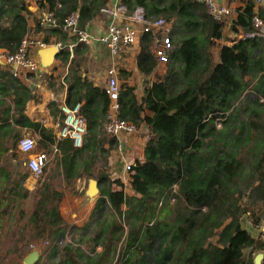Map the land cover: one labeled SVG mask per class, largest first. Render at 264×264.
I'll return each mask as SVG.
<instances>
[{"label": "trees", "instance_id": "16d2710c", "mask_svg": "<svg viewBox=\"0 0 264 264\" xmlns=\"http://www.w3.org/2000/svg\"><path fill=\"white\" fill-rule=\"evenodd\" d=\"M109 2L0 0V48L15 52L32 31L31 15L37 19L32 4L54 12L59 23L79 12L81 26L87 27ZM124 3L130 9L144 5L149 15L171 21L174 43L165 73L147 83L143 95L130 82L132 71L120 69L119 115L137 125L145 123L150 131L143 159L132 165L134 194L109 171L111 153L118 147V138L105 129L110 98L102 85L84 75L89 47L80 45L73 55L61 49L57 58L69 67L66 102L82 103L88 133L77 147L72 138L59 139L52 129L29 120L42 134L39 147L49 146L59 156L54 167L37 177L34 190L22 188L18 202L21 192L14 183L21 179L16 175L22 180L31 175L18 142L34 94L0 64V128L6 136L0 164L22 166V173H11L16 201L11 197L6 207L19 210L22 233L10 238L13 251L0 252V264H25L34 247L42 249L34 264H256L264 240L253 237L242 218L248 215L254 225L264 220V102L241 104L240 98L249 88L264 94V37L238 36L260 30L252 21L257 0H244L237 15L224 21L213 18L201 0ZM259 9L264 18V6ZM226 28L234 36L225 34ZM45 32L46 41L51 34L67 38L58 27ZM152 39L151 33L142 35L136 57L146 78L159 64ZM221 39L234 43L220 44ZM59 105L50 102L55 113ZM218 117L222 128L216 125ZM55 143L58 151L51 146ZM81 179H96L99 197L90 216L72 225L61 204L66 189H75ZM67 229L89 230L90 235L72 236L63 244L58 233Z\"/></svg>", "mask_w": 264, "mask_h": 264}, {"label": "built area", "instance_id": "2783aa9c", "mask_svg": "<svg viewBox=\"0 0 264 264\" xmlns=\"http://www.w3.org/2000/svg\"><path fill=\"white\" fill-rule=\"evenodd\" d=\"M32 1L27 0L29 3ZM201 1L206 4L208 13L218 21H224L233 15V9L220 0ZM261 5H263L262 0H257L255 7L256 13L252 19L253 25L260 27V30L253 33L242 32L239 34L238 39L250 35L264 37V18L259 14ZM101 15L108 18V24L103 33L97 34L90 31L89 25L87 27L81 26L79 12L71 13L65 18L63 23H59L54 12L41 9L37 16V27L42 32L58 27L67 34V38L65 40L46 41L43 34L39 35L37 34L38 32L32 30L22 40V43L15 52H10L6 48H0V64L4 65L15 77L23 79L28 74H40L38 57L34 53L37 47H48L55 44L59 50L68 48L73 55L76 48L80 45H89L93 42L103 44L111 54L110 65L107 69L108 79L104 87L110 98L109 119L105 129L109 135L121 140L117 147V158L123 163L127 171V176L130 174L131 179L132 165L139 157L138 155L127 152V140L121 139V136L124 134L129 138L134 134L141 133L143 141L146 143L150 136V131L145 123L137 125L121 118L119 115V95L121 90L119 76L120 60L125 59L129 53L138 55L142 35L151 33L153 35L152 50L158 63L166 64L170 60V53L174 48L171 36L172 22L162 16L149 15L144 5H138L130 9L124 3V0H110L102 8ZM219 41L225 44L234 43L227 42L223 39ZM143 85H147V82H144ZM243 96L249 101L257 100L264 102L263 95L258 92L249 91V89L243 93ZM66 97L64 96L60 103V108L65 117L59 127L58 138L70 137L73 139L75 146L79 147L82 146L85 136L88 133L87 122L81 114L82 103L78 102L75 105H70L66 102ZM215 122L217 127H220L222 118H216ZM18 147L20 151L26 154L27 166L30 173L36 177L42 175L48 166L49 158L44 150H37L38 143L36 138L29 133L24 134L19 139ZM55 150L58 151V148H55ZM175 189H177V185H175ZM258 228L264 234V220L261 221Z\"/></svg>", "mask_w": 264, "mask_h": 264}, {"label": "crops", "instance_id": "0c3cea01", "mask_svg": "<svg viewBox=\"0 0 264 264\" xmlns=\"http://www.w3.org/2000/svg\"><path fill=\"white\" fill-rule=\"evenodd\" d=\"M223 3L228 4L233 9V15L231 17L234 18L237 15L238 8L244 6V0H220ZM30 8L33 12L36 13L38 16L39 10L37 5H30ZM230 19V20H231ZM37 19L35 15H31V28L33 31L38 32L37 34L44 36L48 35L46 32H42L36 25ZM108 24V18L105 16H97L94 18L88 25L90 31L94 33H103ZM231 32V36H234V33L226 28L224 31L225 34L227 32ZM51 40H60L56 35L51 34L50 35ZM227 42H230L227 40ZM89 47V50L86 52L85 56L88 59V63L91 65L92 62L96 64L98 68L91 69L90 66L87 67V71L84 72V75L88 76L91 80L95 82V84L102 85L105 87V84L107 82V69L110 65L111 60V54L109 50L101 43L99 42H93L92 44L86 45ZM135 53H129L126 55L125 59L120 60V69L121 62L123 60L125 61H131L133 68H127L128 70L132 71V76H140L142 77V80L133 83L130 79L131 84H134L137 87L143 86V79H147L148 84L155 80L154 73H159V75H163V73H160V69H163L166 64H158L154 73L150 75L149 77H145L142 73L139 72L137 64H136V57L137 55H134ZM103 61L107 62V67L105 69V66L103 65ZM134 63V66H133ZM94 65V67H96ZM100 66L104 69L100 70ZM166 70V67H165ZM69 67L68 65H65L62 63V61L57 58L55 59L54 66L49 68L48 70H45L44 72H41L39 75H35L33 77H25L23 78V81L32 89V94H34V97L30 98L26 105V118L23 119V121L31 120L32 122H40L42 125L46 126L47 128H50L53 130V132L58 137L59 127L61 125V108L60 111L55 113L51 106L50 102L53 100H57L60 103L62 102L64 96H67V90H68V84L65 81V77L68 74ZM120 76V72H119ZM49 79V80H48ZM121 80V79H120ZM137 90V89H136ZM141 95H143L141 93ZM1 124V123H0ZM144 124V123H142ZM31 134L33 135L38 143L37 150H44L48 157H50L53 153H51V148L49 149V146L40 148L39 147V141L40 138H42V134L39 131V129H36L33 125L30 123L24 124L21 127V136L24 134ZM6 136L2 129L0 128V151L2 150L4 143H5ZM121 139L127 140L126 143H128V146L126 147V150L128 153H132L135 155H138L139 159H143L144 156V148L146 143L143 141L141 133L134 134L130 136L129 138L126 135H122ZM121 142V140H118V144ZM54 149L58 148L57 143L51 145ZM55 153V152H54ZM58 153V152H57ZM118 152L117 148L114 149L111 153L110 157V164L112 165L110 168V171L112 172L113 178H121V180L126 185V191L128 192V187L130 186L132 188L131 179L127 176V171L125 170V166L123 163H121L117 158ZM23 157L26 158V154H23ZM14 167H10L9 165L0 164V238H3V243L0 244V252H10L13 251L14 248H16L13 241H11L10 238H13L14 236H20L22 233V216L20 215L19 210H15L10 212L8 209L6 211V207H8L11 202V173H22L21 172V166L13 165ZM17 177H19L21 180L14 183V186H17V190L21 192V194L16 195V199L18 202H22V188H27L30 191L34 190V187L36 186V182L30 181V176L25 178V180H22L21 174H17ZM87 205H94L96 200L99 197L98 194V187L97 184L94 185L91 182V179L89 181L88 189H87ZM129 194H134V191L132 189V192ZM16 201V200H15ZM11 202V203H10ZM64 202V201H63ZM62 202V203H63ZM61 213L64 215L67 219H69L73 224L76 223H82L85 219H87L89 215H85L84 217H80L77 212H75L74 208L71 210H64L61 204ZM247 218H242V224L243 226L248 229L252 236L257 239L264 240V234L261 232V230L258 228V225H254L251 221V219L246 215ZM60 235V238H64L63 244L71 241L72 236L75 237H81V236H88L90 235L89 230H82V229H67L66 231H61L58 233ZM85 247H88L87 245H84ZM20 248V247H18ZM96 250L100 251L102 250V246H96ZM37 251L38 258L40 257V254L42 253L41 248H32L30 252ZM247 255L250 252V249H247ZM262 263V262H261Z\"/></svg>", "mask_w": 264, "mask_h": 264}, {"label": "rangeland", "instance_id": "374dc122", "mask_svg": "<svg viewBox=\"0 0 264 264\" xmlns=\"http://www.w3.org/2000/svg\"><path fill=\"white\" fill-rule=\"evenodd\" d=\"M227 34H231V32H229V30H228ZM218 42L221 44L220 41H218ZM131 61L133 62V60H131ZM131 61L123 60L121 62V67H124L126 69L127 68H133L132 64H131ZM103 63H104L103 65L105 66V69H106L107 62L103 61ZM94 65L96 66V64L93 63V62H92L91 65L88 63V61L86 62V66H90L91 69L98 68L97 66L94 67ZM104 66L103 67L100 66V70L101 69L103 70ZM133 66H134V63H133ZM165 67L163 69H160V73H163L165 71ZM157 76H159V73H154V77L157 78ZM120 79H121V77H120ZM131 80H132L133 83H137V82L142 80V77L136 75L134 77H131ZM121 81H122V79H121ZM144 82L148 83L147 79L144 78L143 79V83ZM145 86L144 85L142 87H137L136 86V89H137L136 91L138 92V94L141 95V93L142 94L144 93ZM249 91L258 92L259 94L264 96V94L261 93L257 89L249 88ZM243 98H244V96L242 95L241 98H240V103L241 104L243 102H245V101L254 103V101H249L247 98H244V99ZM255 101H257V100H255ZM222 127H223V123L221 124V126L219 128H222ZM58 156L59 155H57V153H53L50 157H48L49 161H48V166L47 167H51V168L54 167V165H56L57 162H58ZM19 160H22V156L18 159V161ZM9 166L12 167V168L14 167L13 165H9ZM111 166L112 165L110 164V168H111ZM21 168H22V166H21ZM21 172H22V169H21ZM128 177L130 178V174H129ZM29 179H30V181L36 182L37 177L31 174ZM88 185H89V182L86 179H81V180H79L77 182V187L75 189L74 188L73 189H66V191H65L66 192V196L64 198V202L62 203L63 209L64 210H68V209L71 210L72 208H74L75 212H77L78 215H80L81 218L84 217L85 215L86 216L89 215L90 212H91V209H92V205L91 206L87 205L88 199H87L86 192H87V189H88ZM127 187L129 189L128 193H131L132 192V188L130 186H127ZM174 191H177V190H174ZM12 195H13V197L15 196V194H12ZM12 195H11V197H12ZM13 197H12V200H15ZM242 200L245 203L244 199H242ZM172 201H175V198H173ZM247 202H248V199H246V203ZM244 218H247V216L245 215ZM245 252H246L245 254L247 255V251L246 250H245Z\"/></svg>", "mask_w": 264, "mask_h": 264}, {"label": "water", "instance_id": "95a60500", "mask_svg": "<svg viewBox=\"0 0 264 264\" xmlns=\"http://www.w3.org/2000/svg\"><path fill=\"white\" fill-rule=\"evenodd\" d=\"M264 6V0H262ZM59 48L57 45L52 44L48 47H37L34 51L35 55L38 57L39 61V73L48 70L49 68L54 66L56 56L59 52ZM91 182L96 185V179H91ZM264 258V253L259 252L255 256L256 264H261ZM38 260V253L37 251L29 252L28 255L24 258L25 264H34Z\"/></svg>", "mask_w": 264, "mask_h": 264}]
</instances>
